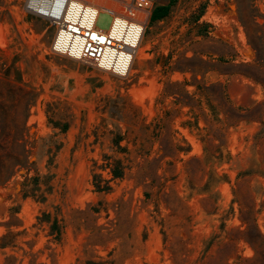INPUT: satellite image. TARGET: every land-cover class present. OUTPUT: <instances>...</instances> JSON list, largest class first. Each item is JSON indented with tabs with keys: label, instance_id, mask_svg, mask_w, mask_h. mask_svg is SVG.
<instances>
[{
	"label": "rangeland",
	"instance_id": "obj_1",
	"mask_svg": "<svg viewBox=\"0 0 264 264\" xmlns=\"http://www.w3.org/2000/svg\"><path fill=\"white\" fill-rule=\"evenodd\" d=\"M24 1L0 0V81L26 90L0 129L31 148L0 264H264V0H156L125 77L52 53Z\"/></svg>",
	"mask_w": 264,
	"mask_h": 264
},
{
	"label": "built area",
	"instance_id": "obj_2",
	"mask_svg": "<svg viewBox=\"0 0 264 264\" xmlns=\"http://www.w3.org/2000/svg\"><path fill=\"white\" fill-rule=\"evenodd\" d=\"M156 0H25L24 9L54 26L52 53L125 77L137 55ZM111 15L107 30L96 26Z\"/></svg>",
	"mask_w": 264,
	"mask_h": 264
},
{
	"label": "trees",
	"instance_id": "obj_3",
	"mask_svg": "<svg viewBox=\"0 0 264 264\" xmlns=\"http://www.w3.org/2000/svg\"><path fill=\"white\" fill-rule=\"evenodd\" d=\"M4 91L15 95V107L18 108L21 104L19 97L26 92L25 88L0 81V94ZM3 136L11 138V142H0V183L9 180L19 169L27 167L31 151V148L28 147L29 141L26 138L24 122L20 123V121L14 119L12 121V129H0V137ZM97 188L101 189V185L97 184ZM258 237L260 241L264 240V236L259 234ZM246 241L253 247L257 244L252 243V237L246 239ZM262 244L263 242L261 241L259 245L261 246ZM251 261L255 263L259 261V258Z\"/></svg>",
	"mask_w": 264,
	"mask_h": 264
},
{
	"label": "bare ground",
	"instance_id": "obj_4",
	"mask_svg": "<svg viewBox=\"0 0 264 264\" xmlns=\"http://www.w3.org/2000/svg\"><path fill=\"white\" fill-rule=\"evenodd\" d=\"M2 36H3V35H2ZM0 37H1V35H0ZM144 49H145V48H142V49L139 48V49H138V52H139V54H140L141 56L143 55V51H144ZM138 52H137V54H138ZM138 56H139V55H138Z\"/></svg>",
	"mask_w": 264,
	"mask_h": 264
}]
</instances>
